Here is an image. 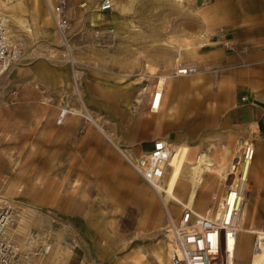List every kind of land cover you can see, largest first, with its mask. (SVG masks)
Instances as JSON below:
<instances>
[{
    "label": "rangeland",
    "instance_id": "obj_1",
    "mask_svg": "<svg viewBox=\"0 0 264 264\" xmlns=\"http://www.w3.org/2000/svg\"><path fill=\"white\" fill-rule=\"evenodd\" d=\"M98 1L68 0V46H63L45 0L33 2L41 4L47 24L31 0H0L3 15L11 13L29 28L5 17L12 42L22 49L0 75V198L21 209L13 231H35L49 240L50 264H170L160 198L91 118L132 154L148 150L157 137L173 145L187 141L191 149L181 144L174 150L160 181V191L170 193L166 203L174 217L188 201L198 213L218 207L233 179L232 163L251 144L243 208L251 217L245 226L264 230V131L236 113L240 105L264 106V47L258 40L234 38L250 51L221 48L222 55H206L209 46L200 48L204 38L198 41L191 31L195 14L178 13L172 1L125 0L121 8L112 0L113 11L103 17ZM208 18L204 15V34L218 28L206 27ZM96 25L113 28L106 44ZM195 47L197 57L190 52ZM191 62L198 65L196 74L173 75L177 65ZM163 76L165 97L152 112L148 93ZM173 82L181 83L174 93ZM187 100L198 101V107L180 110ZM62 108L71 112L58 124ZM146 115L152 122H143ZM175 177L179 185L171 190ZM249 234L241 237L240 230L244 256L237 254L234 264H247L254 232Z\"/></svg>",
    "mask_w": 264,
    "mask_h": 264
},
{
    "label": "built area",
    "instance_id": "obj_2",
    "mask_svg": "<svg viewBox=\"0 0 264 264\" xmlns=\"http://www.w3.org/2000/svg\"><path fill=\"white\" fill-rule=\"evenodd\" d=\"M45 2L60 42L63 46H68V0ZM112 8L111 0H100L97 7L102 14L111 11ZM95 28V33L101 37L103 44H106L113 35V28L110 26L101 28L98 25ZM203 38L201 47L209 46L211 42L225 50L241 54L250 50L248 44L234 41L229 30L224 27H218L214 32L205 34ZM21 54V47L13 43L8 34L5 16L0 14V75L5 67L18 60ZM197 70L196 63H181L176 66L173 74L182 76L195 73ZM73 76L75 90L79 93L78 71L75 69ZM162 96L163 86L152 88L147 99L150 111L159 110ZM245 99L246 97L242 96L241 100ZM68 111L67 108L61 109L57 118L58 124L70 113ZM169 144L167 138L157 137L152 140L151 147L145 152L132 154L127 150V156L121 155L134 172L151 186L159 183L165 176V166L170 154ZM253 158L254 147L247 144L234 166L233 179L226 187L218 207L198 213L192 207L183 206L178 217H174L170 210L165 212L170 264L235 263L234 256L240 232L239 213L245 199L247 172ZM19 209L20 207L12 200L0 198V264H50L46 261L52 250V243L49 240L40 239L35 231H25L22 234L13 231L21 214ZM260 231L254 232L253 251H260L264 244V231Z\"/></svg>",
    "mask_w": 264,
    "mask_h": 264
},
{
    "label": "crops",
    "instance_id": "obj_3",
    "mask_svg": "<svg viewBox=\"0 0 264 264\" xmlns=\"http://www.w3.org/2000/svg\"><path fill=\"white\" fill-rule=\"evenodd\" d=\"M113 1L119 7L126 6L124 3L125 0H113ZM131 1H133V4H134V0H131ZM170 1H172L174 3V6L179 10L178 13H183V11L187 13L188 10H190L192 13L195 14L193 23L191 25V31L197 33V36L199 37L198 41L201 38H203L205 35L204 34V28H205L204 15H208L209 18L207 20L206 27L208 26V28H210L211 30L219 26H223L227 28L229 32L232 30L237 33L234 36L232 31L230 32L233 39L235 38L236 40L240 42L251 41V39L258 40L259 41L258 44L264 47V0H206V2L204 0H170ZM99 2L100 0L98 1L96 5L94 3V5L97 6ZM31 3L34 5L33 0H31ZM34 8L36 11L42 10L41 13L37 11V15L40 17L42 23L47 24V21L45 20V18L42 17L43 8L41 7V4L39 6L34 5ZM88 8L91 9L92 7H88ZM93 8H96V7H93ZM44 9L46 10L45 7ZM113 9H114V4H113ZM91 13H90V16H91ZM98 13L101 14L102 17L104 16L101 12H98ZM113 21L115 23L119 21L117 19V14H114ZM196 48L197 47H195V51L193 52L190 51V52L193 54V56L197 57L199 56L200 53H198V49ZM205 51H206V55L208 54L213 55L214 53L215 54L217 53L219 55L223 54L221 47L217 45H213L211 42L209 44V47ZM201 55H204V52ZM165 79L166 77L164 78V82H165ZM110 85H117V83L113 82ZM169 87L171 91L174 93L175 91L181 88V83L173 82L171 86ZM130 94H131V90H126V91H123L122 93L123 98L125 99L127 103L129 102ZM164 97L165 95H164V88H163V96H162V102H161L160 107L162 106ZM189 107L197 108L198 101L187 100L186 103L183 104V106L180 105V108H181L180 110H186V109H189ZM236 113L238 115V118L241 121H244L247 123H255L260 131H264V106H259L258 104H254V103H249L247 105H240L238 108V112ZM143 122L150 123L152 122V118H149V116L146 115L144 117ZM196 125L197 124L193 121L191 124V129H193ZM113 141L120 148L125 150V153H126L128 149L118 144L114 139ZM175 141L178 142L179 144L174 145V150L181 144L187 145V143H185L187 142L186 140H175ZM150 147L151 145L149 146V148ZM234 166L235 164L232 163L230 169L229 168L228 169L232 170ZM177 183H178L177 178L176 177L173 178L172 187L170 189L176 190V186L179 185ZM175 195H177L176 192H175ZM176 198L175 200L177 201ZM178 201L180 202L182 200L179 199ZM254 205H255V202L253 203V206Z\"/></svg>",
    "mask_w": 264,
    "mask_h": 264
},
{
    "label": "bare ground",
    "instance_id": "obj_4",
    "mask_svg": "<svg viewBox=\"0 0 264 264\" xmlns=\"http://www.w3.org/2000/svg\"><path fill=\"white\" fill-rule=\"evenodd\" d=\"M112 1V0H111ZM7 3L6 2H4V5H6ZM3 5V6H4ZM46 6H47V4H46ZM47 8H48V6H47ZM49 10V9H48ZM50 12V11H49ZM0 14H3L2 12H0ZM4 15H5V17L9 20V21H11V22H14L16 25H18V26H20L21 28H24L25 30H27V31H29V28H27L26 26H25V24H23L17 17H15L13 14H9V13H4ZM51 15V14H50ZM52 17V16H51ZM5 21V20H4ZM52 21H53V19H52ZM54 24V23H53ZM201 43H199V47L200 48H203V47H201V45H200ZM68 50H66V53L67 54H69L70 56H71V51H70V49L69 48H67ZM198 72V70L195 72V73H191V74H187V75H182V76H189V75H193V74H196ZM174 73V72H173ZM174 75V74H173ZM175 76V75H174ZM166 76H163V77H160L159 79H158V83L155 85L156 87L157 86H164V78H165ZM160 80H162V83L160 84ZM143 88V87H142ZM145 89V88H144ZM141 93V92H140ZM137 100H139V99H136V101ZM68 112H71V110L69 109V111ZM64 113H65V111H64ZM88 114V113H87ZM89 117V116H88ZM90 119V118H89ZM91 120H92V122L94 123V125L101 131V133L104 135V137L107 139V140H109L111 143H113L114 145H115V147L119 150V152H120V154H122L124 157L125 156H127L126 155V153H125V150H123V149H121V148H119L118 146H117V144L115 143V142H113V139L111 138V136H109V134H107L102 128H101V126L97 123V122H95V120L94 119H92L91 118ZM169 146H170V154H169V158H168V160L170 159V157L172 156V154H173V152H174V145L170 142V144H169ZM122 156V157H123ZM251 164H252V162H251ZM250 168H251V166L249 167V169H248V172H247V180H248V177H249V171H250ZM196 179H198L197 178V176H196ZM231 183V182H230ZM229 186V185H228ZM227 186V187H228ZM151 187H153V189L155 190V192H156V194L158 195V197L160 198V201H161V203H162V206L164 207V209H165V212L168 210L169 211V209H168V207H167V203H166V199H169L170 200V193L169 192H166V194H163L161 191H160V182L159 183H157V184H155V185H151ZM224 192H225V190H224ZM245 193H246V191H245ZM223 195H224V193H223ZM223 195H222V197H223ZM246 199H247V197H245V199H244V202H243V205H242V207L240 208V213H239V227H240V230H241V237H242V233H243V236L244 237H249V233H251V232H258V233H260L261 231L258 229V230H252V229H250V228H247L246 226H245V222H249V219H250V217H251V214H249V210L247 209V208H245V209H243L244 208V206H245V204H246ZM221 201H222V198H221V200H220V204H221ZM186 206H188V207H190L191 206V202L190 201H188V203L186 204ZM264 231V230H263ZM242 240V239H241ZM241 245H242V241H240L239 242V244H237V247H236V251H235V259H236V256H237V254H238V256H239V259L240 260H242L243 259V256H244V254L242 253L243 252V248L241 247ZM239 252V253H238ZM246 259H247V264H264V244L262 245V248H261V250L260 251H253V249H250L249 248V251H248V253L246 254ZM59 260H61V259H59ZM59 260H58V262H59ZM234 262H235V260H234ZM54 264H56V262H54Z\"/></svg>",
    "mask_w": 264,
    "mask_h": 264
}]
</instances>
